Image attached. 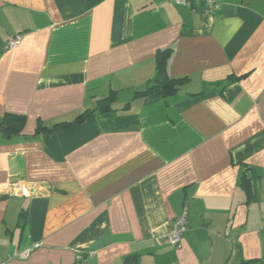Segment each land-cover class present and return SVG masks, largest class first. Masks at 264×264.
Here are the masks:
<instances>
[{
  "label": "crops",
  "instance_id": "0c3cea01",
  "mask_svg": "<svg viewBox=\"0 0 264 264\" xmlns=\"http://www.w3.org/2000/svg\"><path fill=\"white\" fill-rule=\"evenodd\" d=\"M220 1L0 0V261L264 264V0Z\"/></svg>",
  "mask_w": 264,
  "mask_h": 264
},
{
  "label": "trees",
  "instance_id": "16d2710c",
  "mask_svg": "<svg viewBox=\"0 0 264 264\" xmlns=\"http://www.w3.org/2000/svg\"><path fill=\"white\" fill-rule=\"evenodd\" d=\"M168 50V49H167ZM163 50L160 51L157 55V73L155 77L149 82V85L147 89L145 90L146 93L150 95L151 100H155L157 98H160L162 96H166L169 93L175 92L178 88L180 83L183 81V78H171L166 69L167 59L169 57V50ZM106 99L111 100V97L108 96L107 98L102 99V101H105ZM90 112L85 111L82 113L79 117H77L74 121L71 122H62L56 124L52 128L42 127V130H50V131H59L63 129H67L74 124H76L78 121L82 120L87 116ZM26 121V117L22 115H9L5 117L4 123H6V128L10 130L11 132H19ZM251 181L244 182V186L246 187L249 196L251 197Z\"/></svg>",
  "mask_w": 264,
  "mask_h": 264
},
{
  "label": "built area",
  "instance_id": "2783aa9c",
  "mask_svg": "<svg viewBox=\"0 0 264 264\" xmlns=\"http://www.w3.org/2000/svg\"><path fill=\"white\" fill-rule=\"evenodd\" d=\"M175 3L179 5H192L195 0H173ZM204 4V11L207 14H213L215 13L218 9L221 8V1L220 0H200ZM23 34L18 33L15 36L11 37L8 40V45L10 47H14L20 43L22 40ZM15 189L19 192L24 189L22 185L19 183L14 184ZM188 213H189V206L188 204H185L182 208L181 214L175 219L173 224L171 225V228L169 231L165 234H160V238H164L165 240L176 244L180 245L181 241L183 239L184 233L187 229V223H188ZM38 246L37 244L27 247L21 251H18L16 256L22 257V258H27L31 254V251L34 249V247ZM12 256H9V258ZM8 259H4L0 261V264H8Z\"/></svg>",
  "mask_w": 264,
  "mask_h": 264
}]
</instances>
